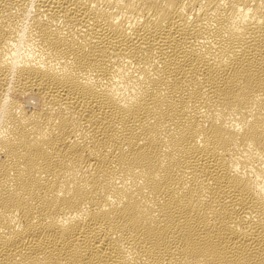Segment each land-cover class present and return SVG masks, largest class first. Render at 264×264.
Listing matches in <instances>:
<instances>
[{
  "label": "bare ground",
  "instance_id": "bare-ground-1",
  "mask_svg": "<svg viewBox=\"0 0 264 264\" xmlns=\"http://www.w3.org/2000/svg\"><path fill=\"white\" fill-rule=\"evenodd\" d=\"M0 264H264V0H0Z\"/></svg>",
  "mask_w": 264,
  "mask_h": 264
}]
</instances>
